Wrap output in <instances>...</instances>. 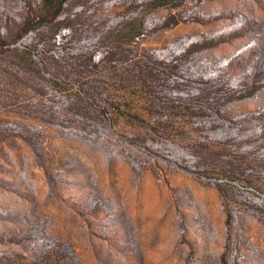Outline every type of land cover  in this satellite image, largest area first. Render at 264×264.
<instances>
[{"label":"rangeland","instance_id":"1","mask_svg":"<svg viewBox=\"0 0 264 264\" xmlns=\"http://www.w3.org/2000/svg\"><path fill=\"white\" fill-rule=\"evenodd\" d=\"M0 264H264V0H0Z\"/></svg>","mask_w":264,"mask_h":264},{"label":"trees","instance_id":"2","mask_svg":"<svg viewBox=\"0 0 264 264\" xmlns=\"http://www.w3.org/2000/svg\"><path fill=\"white\" fill-rule=\"evenodd\" d=\"M67 0H52V3L55 4V7L57 6V12L58 10H60L63 6V4L66 2Z\"/></svg>","mask_w":264,"mask_h":264}]
</instances>
